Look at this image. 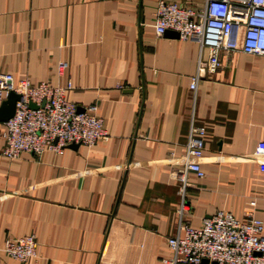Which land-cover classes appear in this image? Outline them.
<instances>
[{
    "label": "crops",
    "instance_id": "0c3cea01",
    "mask_svg": "<svg viewBox=\"0 0 264 264\" xmlns=\"http://www.w3.org/2000/svg\"><path fill=\"white\" fill-rule=\"evenodd\" d=\"M158 1L0 0V72L56 85L65 62L67 98L96 105L108 133L58 153L0 154V247L37 239L35 257L0 250V264H167L185 143L197 127L204 175L186 173L184 221L198 226L222 210L264 223V56L222 51L214 75L191 89L199 46L155 33ZM165 1L195 14L205 4ZM2 135L0 122V148Z\"/></svg>",
    "mask_w": 264,
    "mask_h": 264
},
{
    "label": "built area",
    "instance_id": "2783aa9c",
    "mask_svg": "<svg viewBox=\"0 0 264 264\" xmlns=\"http://www.w3.org/2000/svg\"><path fill=\"white\" fill-rule=\"evenodd\" d=\"M154 29L157 35L167 30L178 33L182 40H194L199 46L197 80L211 77L220 66V52L241 50L264 56V0H205L203 10L195 14L191 8L174 1L159 0L155 10ZM207 54L203 55L204 50ZM67 65L57 64L56 85L27 78L14 81L12 74L0 72V103L13 91L19 95L13 115L3 124L0 154L16 159L22 153L40 156L60 152L70 144L93 146L107 138L103 119L92 104L81 111L67 98L73 88ZM33 104L34 107H31ZM204 127L191 128L185 143L184 172L178 178L180 198L178 224L174 235L167 238V264H200L203 259L216 264H264V223L251 213L238 219L219 210L192 226L183 219L189 205L185 201L188 171L203 177L198 159L204 150ZM251 205L254 203L251 202ZM37 239L25 234L3 241L0 250L7 256L25 262L36 256Z\"/></svg>",
    "mask_w": 264,
    "mask_h": 264
},
{
    "label": "water",
    "instance_id": "95a60500",
    "mask_svg": "<svg viewBox=\"0 0 264 264\" xmlns=\"http://www.w3.org/2000/svg\"><path fill=\"white\" fill-rule=\"evenodd\" d=\"M166 32H168L169 34L178 37V33L176 31L173 30H167ZM19 99V95L13 91H11L7 98L4 99L1 103H0V122H4L7 121L14 112V106H15V102ZM31 107H34L33 104H30ZM83 109V108H82ZM82 109H78L79 111H81ZM78 146V144H70L68 145V147H76ZM204 263H208V260L203 259ZM211 264H216L215 262H211Z\"/></svg>",
    "mask_w": 264,
    "mask_h": 264
}]
</instances>
